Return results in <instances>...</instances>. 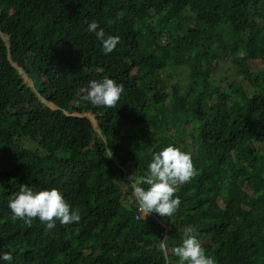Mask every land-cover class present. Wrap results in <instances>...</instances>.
<instances>
[{"label":"trees","instance_id":"trees-1","mask_svg":"<svg viewBox=\"0 0 264 264\" xmlns=\"http://www.w3.org/2000/svg\"><path fill=\"white\" fill-rule=\"evenodd\" d=\"M92 20L119 36L112 53ZM106 77L124 86L116 106L82 102ZM168 144L195 175L172 217L136 220L129 176ZM20 184L59 189L80 220L13 219ZM187 227L215 264H264V0H0L5 264H179Z\"/></svg>","mask_w":264,"mask_h":264},{"label":"clouds","instance_id":"clouds-1","mask_svg":"<svg viewBox=\"0 0 264 264\" xmlns=\"http://www.w3.org/2000/svg\"><path fill=\"white\" fill-rule=\"evenodd\" d=\"M87 29L100 41L104 54L112 53L119 43V36H106L104 29L95 20L87 24ZM123 92L122 84L106 77L90 81L80 99L92 106L112 108L116 106ZM194 175L190 152L183 151L174 144L152 152L146 172L143 175L129 176L128 184L135 197L138 212L144 219L152 213L163 218L172 217L181 203L180 197L176 195L179 186L189 183ZM8 208L13 219L23 220L25 224L31 225L33 218H38L47 229L54 228L57 221L67 225L80 220L79 212L54 187L35 190L28 184H20L18 191L8 201ZM195 232L193 227L185 228L182 242L173 248L179 264H215L214 259L205 254ZM164 246L162 242L161 247ZM12 260V252L0 251V264Z\"/></svg>","mask_w":264,"mask_h":264},{"label":"rangeland","instance_id":"rangeland-1","mask_svg":"<svg viewBox=\"0 0 264 264\" xmlns=\"http://www.w3.org/2000/svg\"><path fill=\"white\" fill-rule=\"evenodd\" d=\"M179 75L177 74V77ZM214 77H217L219 79H222L223 81H225V79L227 80L228 83L231 82H241L240 78H238L236 76L235 70L233 68L227 67V66H221L220 70L215 74ZM179 79H181L180 77H178ZM242 87H244L245 89L248 90V85L246 83L242 84ZM90 116H92L91 114H88ZM93 117V116H92ZM150 137V133H148L146 130L145 132L142 134V138L144 141H147L148 138Z\"/></svg>","mask_w":264,"mask_h":264},{"label":"water","instance_id":"water-1","mask_svg":"<svg viewBox=\"0 0 264 264\" xmlns=\"http://www.w3.org/2000/svg\"><path fill=\"white\" fill-rule=\"evenodd\" d=\"M2 38L5 39L4 36H2ZM12 66H13V67H16L15 64H12ZM16 68H17V67H16ZM24 80H25L26 82H28L29 86H31V82H30V80H29L28 77L25 76V75H24ZM45 104H46L49 108H51V109H56V107H55L54 105L50 104V103H45ZM76 116L78 117V115H76ZM81 117H86V118L92 123V125L95 126V121H94V118H93L92 116H90V115H88V114H85V115H81Z\"/></svg>","mask_w":264,"mask_h":264},{"label":"built area","instance_id":"built-area-1","mask_svg":"<svg viewBox=\"0 0 264 264\" xmlns=\"http://www.w3.org/2000/svg\"><path fill=\"white\" fill-rule=\"evenodd\" d=\"M135 219L136 220H141V219H144V217L142 216V214H140L138 212V209L136 208V212H135Z\"/></svg>","mask_w":264,"mask_h":264}]
</instances>
